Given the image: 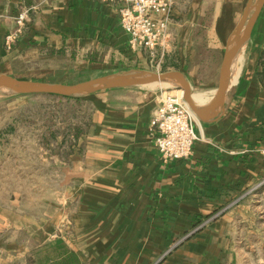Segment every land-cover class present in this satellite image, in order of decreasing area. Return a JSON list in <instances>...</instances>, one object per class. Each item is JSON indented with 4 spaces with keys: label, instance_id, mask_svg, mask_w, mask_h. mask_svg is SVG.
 <instances>
[{
    "label": "crops",
    "instance_id": "0c3cea01",
    "mask_svg": "<svg viewBox=\"0 0 264 264\" xmlns=\"http://www.w3.org/2000/svg\"><path fill=\"white\" fill-rule=\"evenodd\" d=\"M168 1V35L151 59L131 50L116 5L0 0V75L74 85L161 69L181 73L194 104L206 108L250 0ZM23 7L35 10L9 50L5 38ZM235 62L238 81L222 106L204 119L196 115L191 156L167 165L151 128L160 100L152 86L159 82L82 97L93 108L92 126L76 139L65 167L52 169L44 189L50 197L8 198L0 184V264H156L173 241L212 215L163 264H187L185 255L209 244L216 249L213 262H223L226 239L251 222L252 208L264 222V8ZM35 187L43 191L42 184Z\"/></svg>",
    "mask_w": 264,
    "mask_h": 264
},
{
    "label": "rangeland",
    "instance_id": "374dc122",
    "mask_svg": "<svg viewBox=\"0 0 264 264\" xmlns=\"http://www.w3.org/2000/svg\"><path fill=\"white\" fill-rule=\"evenodd\" d=\"M257 1L254 0V5ZM163 72L161 69L158 71L160 74ZM152 87H158L156 92L160 97L163 94L183 97L181 87L172 80ZM10 95L14 94L0 91V184H6L8 198L22 195L33 201L41 193L50 197V180L54 178L51 171L65 167L67 155L75 147L76 139L92 126L93 108L83 100L84 96L30 95L28 101L17 102L14 100L17 96ZM47 183L49 187L45 185ZM40 184L42 187L39 189L43 191L36 190L35 186ZM44 189H48L47 192ZM36 210L26 208L30 213ZM213 217L200 221L185 238L173 241L172 247L156 264H163L178 250L184 251V244L190 241L189 238L196 232L204 231L214 220ZM260 217V211L252 208L248 217L251 222L233 228L230 239H226L228 253L222 257L220 264H264V222L256 220ZM222 248L225 249V246ZM213 249L214 246L209 244L205 251L184 257L187 264H216L213 262L216 249Z\"/></svg>",
    "mask_w": 264,
    "mask_h": 264
},
{
    "label": "built area",
    "instance_id": "2783aa9c",
    "mask_svg": "<svg viewBox=\"0 0 264 264\" xmlns=\"http://www.w3.org/2000/svg\"><path fill=\"white\" fill-rule=\"evenodd\" d=\"M118 7L121 27L128 36L132 51H145L156 58L157 50L168 35V0H98ZM34 8L23 7L15 18V29L5 38L9 50L24 33ZM195 113L183 97L163 94L154 111L151 128L155 146L164 164L188 159L198 140L195 130ZM259 154L264 157V150Z\"/></svg>",
    "mask_w": 264,
    "mask_h": 264
},
{
    "label": "water",
    "instance_id": "95a60500",
    "mask_svg": "<svg viewBox=\"0 0 264 264\" xmlns=\"http://www.w3.org/2000/svg\"><path fill=\"white\" fill-rule=\"evenodd\" d=\"M264 8V0H250L242 21L234 33L226 50L221 66L219 87L214 101L206 108L197 107L191 97L186 79L179 72L170 73H140L115 78H99L76 85H50L19 81L11 77L0 75V91L14 95H54L61 97H76L99 93L112 89H125L147 86L150 84L172 80L179 84L183 91V98L191 110L204 119L215 113L226 99V94L231 81L233 64L244 45L250 40L254 27ZM252 14L250 15V12Z\"/></svg>",
    "mask_w": 264,
    "mask_h": 264
},
{
    "label": "bare ground",
    "instance_id": "6f19581e",
    "mask_svg": "<svg viewBox=\"0 0 264 264\" xmlns=\"http://www.w3.org/2000/svg\"><path fill=\"white\" fill-rule=\"evenodd\" d=\"M244 51V50H243ZM236 61V60H235ZM238 76H239V70L237 67V63L234 62L233 67H232V71H231V81H230V87H233L237 81H238ZM196 100H198V98L196 97Z\"/></svg>",
    "mask_w": 264,
    "mask_h": 264
}]
</instances>
